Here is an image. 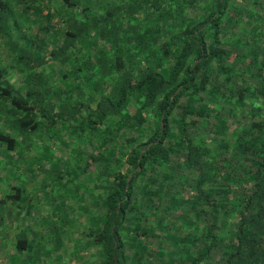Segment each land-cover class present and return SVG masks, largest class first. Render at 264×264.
Listing matches in <instances>:
<instances>
[{
  "label": "trees",
  "instance_id": "1",
  "mask_svg": "<svg viewBox=\"0 0 264 264\" xmlns=\"http://www.w3.org/2000/svg\"><path fill=\"white\" fill-rule=\"evenodd\" d=\"M2 49L0 145L65 133L94 180L76 260L264 264V0H0Z\"/></svg>",
  "mask_w": 264,
  "mask_h": 264
},
{
  "label": "rangeland",
  "instance_id": "2",
  "mask_svg": "<svg viewBox=\"0 0 264 264\" xmlns=\"http://www.w3.org/2000/svg\"><path fill=\"white\" fill-rule=\"evenodd\" d=\"M1 53L0 61L8 64L6 50ZM60 135L39 142L31 136L32 141L15 152L0 145V198L14 186L26 188L27 193L21 202H8V209L1 211L0 264H92V248L76 259L80 232L91 224L95 183L91 174L77 169L84 165L76 152L80 144L65 133ZM23 229L28 232L29 249L15 252L16 244L9 242L14 238L8 235ZM62 241L65 245L59 251L57 242Z\"/></svg>",
  "mask_w": 264,
  "mask_h": 264
},
{
  "label": "crops",
  "instance_id": "3",
  "mask_svg": "<svg viewBox=\"0 0 264 264\" xmlns=\"http://www.w3.org/2000/svg\"><path fill=\"white\" fill-rule=\"evenodd\" d=\"M12 238V237H11Z\"/></svg>",
  "mask_w": 264,
  "mask_h": 264
}]
</instances>
